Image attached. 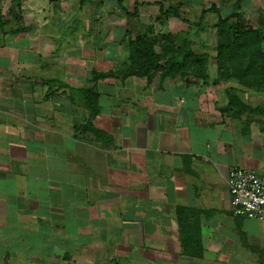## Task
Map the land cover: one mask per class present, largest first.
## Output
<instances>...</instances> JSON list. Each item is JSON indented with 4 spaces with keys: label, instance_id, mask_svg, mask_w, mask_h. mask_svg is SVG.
Listing matches in <instances>:
<instances>
[{
    "label": "crops",
    "instance_id": "crops-1",
    "mask_svg": "<svg viewBox=\"0 0 264 264\" xmlns=\"http://www.w3.org/2000/svg\"><path fill=\"white\" fill-rule=\"evenodd\" d=\"M121 8L116 42L144 33ZM35 29L0 47V264H264L228 185L264 174V87L122 78L100 39Z\"/></svg>",
    "mask_w": 264,
    "mask_h": 264
},
{
    "label": "rangeland",
    "instance_id": "rangeland-1",
    "mask_svg": "<svg viewBox=\"0 0 264 264\" xmlns=\"http://www.w3.org/2000/svg\"><path fill=\"white\" fill-rule=\"evenodd\" d=\"M161 4L166 10L173 7L179 10V15L187 22L172 16L162 20L159 15ZM122 5L133 14L138 11L137 16L143 23L142 35L149 30L154 31L155 34L172 37L179 43L187 41L196 55L208 54L212 60L209 72H214L215 77L218 70L213 60L218 42L217 15L206 13L202 26H197L204 10L216 6L223 16L238 12L243 16V25L264 30V0H123ZM122 10L119 0H88L84 5L81 0H0V47L8 46L11 50L13 44H19L23 48L26 44L18 41L19 37L36 27L37 33L50 32L48 35L53 37L56 44H60L58 49L66 46L68 49L74 42L80 45L85 43V39L98 38L101 40V60L109 56L116 62V70L128 69L131 54L127 47L130 41L139 36L132 37L128 33L123 41H115V37L119 36V30L115 28L126 18ZM232 21L236 19L232 18ZM19 29L23 31L14 33ZM260 49L261 54L255 51L257 64L252 69L261 68L264 74V43ZM156 51L163 53L158 46ZM243 68H247V65ZM261 71L257 70L255 74ZM154 75L161 73L154 72Z\"/></svg>",
    "mask_w": 264,
    "mask_h": 264
},
{
    "label": "trees",
    "instance_id": "trees-1",
    "mask_svg": "<svg viewBox=\"0 0 264 264\" xmlns=\"http://www.w3.org/2000/svg\"><path fill=\"white\" fill-rule=\"evenodd\" d=\"M87 1L81 0V4L84 5ZM119 4L125 8L122 5L123 0H119ZM208 12H213L217 15L218 42L216 56L213 60L218 70L214 82L237 81L247 88H263L264 74L261 68L257 69L261 71L260 74H255L257 70H253L252 67L257 64L255 51L262 53L260 47L264 43V30L243 25V16L238 12L223 16L216 6L211 10L202 12L197 26H202L204 16ZM160 16L163 18L172 16L187 22L179 15V10L174 7L166 10L163 5H160ZM232 18H235L236 21L233 22ZM22 31L23 29H19L14 31V33L18 34ZM188 44L185 40L179 43L172 37L161 36L149 30L146 34L129 42L127 48L130 50L129 61L131 64L128 69H118L115 74L122 78L130 76L150 77L154 72H160L163 78L168 76H193L204 83H209L211 78L209 69L212 63L210 56L204 53L201 55L194 54ZM157 46L162 49V54L156 51ZM245 65H247V68L244 69L243 66ZM262 69L264 70V68ZM113 74L112 72L95 73L93 80L106 78ZM91 93H93V90H88L86 93L89 98L92 95ZM93 104V101L89 99L88 106L91 111Z\"/></svg>",
    "mask_w": 264,
    "mask_h": 264
},
{
    "label": "built area",
    "instance_id": "built-area-1",
    "mask_svg": "<svg viewBox=\"0 0 264 264\" xmlns=\"http://www.w3.org/2000/svg\"><path fill=\"white\" fill-rule=\"evenodd\" d=\"M228 185L234 214L264 224V174L235 167Z\"/></svg>",
    "mask_w": 264,
    "mask_h": 264
}]
</instances>
